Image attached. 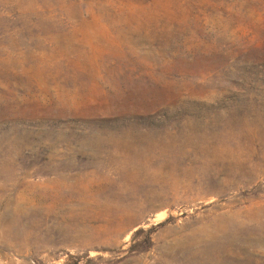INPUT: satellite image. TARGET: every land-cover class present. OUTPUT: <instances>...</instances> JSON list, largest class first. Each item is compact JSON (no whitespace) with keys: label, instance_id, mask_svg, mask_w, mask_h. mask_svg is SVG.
<instances>
[{"label":"rangeland","instance_id":"obj_1","mask_svg":"<svg viewBox=\"0 0 264 264\" xmlns=\"http://www.w3.org/2000/svg\"><path fill=\"white\" fill-rule=\"evenodd\" d=\"M0 264H264V0H0Z\"/></svg>","mask_w":264,"mask_h":264},{"label":"trees","instance_id":"obj_2","mask_svg":"<svg viewBox=\"0 0 264 264\" xmlns=\"http://www.w3.org/2000/svg\"><path fill=\"white\" fill-rule=\"evenodd\" d=\"M136 233H138V231H136Z\"/></svg>","mask_w":264,"mask_h":264}]
</instances>
